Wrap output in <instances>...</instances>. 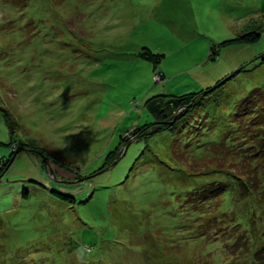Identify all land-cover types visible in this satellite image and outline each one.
Masks as SVG:
<instances>
[{
	"label": "rangeland",
	"instance_id": "rangeland-1",
	"mask_svg": "<svg viewBox=\"0 0 264 264\" xmlns=\"http://www.w3.org/2000/svg\"><path fill=\"white\" fill-rule=\"evenodd\" d=\"M249 32L260 41H238ZM262 57L264 0H0V264H225L227 251L248 264L244 231L251 255L264 242V200L239 195L234 166L223 162L227 178L202 167L218 163L211 148L240 100L264 91ZM210 89L212 103L199 93L189 106L198 114L182 145L204 159L190 171L170 132L139 131L155 122L152 98ZM211 180L223 184L212 196L227 185L217 215L233 217L216 216L218 237L198 194ZM78 186L85 199H61Z\"/></svg>",
	"mask_w": 264,
	"mask_h": 264
},
{
	"label": "trees",
	"instance_id": "trees-1",
	"mask_svg": "<svg viewBox=\"0 0 264 264\" xmlns=\"http://www.w3.org/2000/svg\"><path fill=\"white\" fill-rule=\"evenodd\" d=\"M260 39L261 34L259 32H249L240 37L238 41L244 42L246 44H256L260 41ZM143 53V55L148 60L152 61L155 65L157 64L158 57L154 55L150 50L144 48ZM259 62L261 66L264 65V57H262ZM260 65L256 66V68L260 67ZM242 70H240L238 73H240ZM225 84L226 83L220 84L216 87L217 89H219ZM216 87L214 88L215 90H217ZM214 89L184 95H172V97L174 98H171V96H169L168 98L167 94L152 98L147 103V110L154 117L155 122L149 128H145L144 130H140L139 132H141L142 136L144 135V137L147 138L155 134L162 133L164 131L170 132L171 136L173 137V141L171 143V154H173L175 161L182 166H185L181 163V160L184 159L188 164L186 165V168H189L188 170L191 171L192 169L196 168L195 165L199 164V162L204 163V159H200L201 157L196 158V156H193V159H191L192 157L188 155L187 152H185V148H183L182 145V143L191 138L192 130L194 129L192 127L193 125H195L194 118L198 114V112H189V108L191 107V105H193L192 99L196 97V95L199 93H204V96L206 98V101H204L203 105H207L209 102H211L210 100L212 98V95L214 92H216ZM163 97H167V99L164 100L162 99ZM184 108H187V110L184 111ZM177 113L178 116L176 115ZM188 115L191 117V119H188ZM4 116L6 118L8 126L11 129V132L13 133V116L7 111H4ZM232 117H234V119ZM232 117L230 119V122L226 123L228 127H232V130L227 133H224L219 142L220 144L211 148L212 155H210V160H218V163L220 162L219 167L217 161L213 163L205 162L206 166L202 167V170L203 172L213 171L211 172L212 174L218 176L221 175V177L225 176L227 178L229 175H226L221 172L222 170H224V168H226L222 167L224 166L223 162L228 166L232 165L236 168L237 172L240 173H237L238 178L232 176L227 180L232 181L234 185H238L239 195L243 197H251L250 195L256 192L260 193V198L264 200V91L259 87L253 88L247 96H244V98L240 100V103H238L236 111L234 112ZM135 135L137 136V134ZM29 144L30 146H34V141L30 140ZM124 145H126L125 141L124 143H122V146L118 149L117 152L112 151L108 154V158H110L108 160V163H114L119 159V157L123 153V151L120 150L123 148ZM25 147H27V145ZM177 147L179 148V150L177 149ZM181 147L184 149V151H182ZM18 148L19 150H25V148L20 145L18 146ZM19 150L17 148L15 149V152L12 154V157L4 163V166L1 168V170H5L7 167L11 166ZM208 159L209 158H205V160ZM214 171L216 173H214ZM227 171H229V169ZM75 180H77V178H75ZM213 180H211V182L207 181L208 183H203L201 186L204 192H198V194L200 197V204H211V210H208L209 212H206V217L208 219L206 220L207 222L205 223L204 227H207L209 231H213L214 235H216L217 230H226L222 229L221 223L218 222V219L216 217L218 216L216 208L218 207V204L223 198L227 185L224 183L225 187L219 197H216L215 195L212 196V193L214 194L215 192L213 186L217 188L219 186H223V184L219 183L218 180ZM230 184L231 183H229V185ZM63 196L65 198H70L78 201L86 198V195L82 193V190L79 186L75 190L68 192L67 194H62L61 199H63ZM259 203L261 204V207H264L263 203ZM218 217L224 221L233 220V217H229L225 214L222 215V217L221 215ZM260 218L262 223L264 224V209L262 210ZM255 219L256 215H254L252 219L254 224ZM239 228L241 227L239 226ZM244 232L246 234L245 238L246 240H248L249 244L247 246V252L243 254L246 255V258L242 260H247L248 264H264V242L261 245H258L254 253L250 255L248 253L250 252L251 239L249 238L247 232ZM261 232V230L257 231L259 235L261 234ZM262 235L264 237V229ZM216 236H211V238H216ZM215 238L213 240L218 241V239ZM239 240L240 241H238V239L236 240L233 238V243L230 245V247H228V249L231 247L238 248V242L240 244L243 239L239 238ZM239 250L241 249L238 248V251ZM242 251L243 250H241L240 253ZM230 254L231 253L227 251V256L225 259L226 261L224 262L225 264L226 262L231 264L233 258H235L236 260L240 256L239 253H234L233 255Z\"/></svg>",
	"mask_w": 264,
	"mask_h": 264
},
{
	"label": "water",
	"instance_id": "water-1",
	"mask_svg": "<svg viewBox=\"0 0 264 264\" xmlns=\"http://www.w3.org/2000/svg\"><path fill=\"white\" fill-rule=\"evenodd\" d=\"M240 70H242V69L235 71L232 75H230L225 80H223V82L221 84H224V83L228 82L229 80H231L234 77V75L237 74Z\"/></svg>",
	"mask_w": 264,
	"mask_h": 264
}]
</instances>
